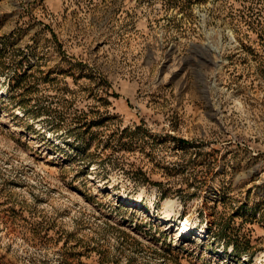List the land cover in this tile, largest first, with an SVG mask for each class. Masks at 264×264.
I'll use <instances>...</instances> for the list:
<instances>
[{
	"label": "rangeland",
	"instance_id": "rangeland-1",
	"mask_svg": "<svg viewBox=\"0 0 264 264\" xmlns=\"http://www.w3.org/2000/svg\"><path fill=\"white\" fill-rule=\"evenodd\" d=\"M0 67V264H264V0H0Z\"/></svg>",
	"mask_w": 264,
	"mask_h": 264
},
{
	"label": "bare ground",
	"instance_id": "bare-ground-1",
	"mask_svg": "<svg viewBox=\"0 0 264 264\" xmlns=\"http://www.w3.org/2000/svg\"><path fill=\"white\" fill-rule=\"evenodd\" d=\"M183 225H184L183 230H187V229L190 230V226L188 225V220H187V219H185V220L183 221ZM202 231H204V229H201V230H200V232H202Z\"/></svg>",
	"mask_w": 264,
	"mask_h": 264
},
{
	"label": "trees",
	"instance_id": "trees-1",
	"mask_svg": "<svg viewBox=\"0 0 264 264\" xmlns=\"http://www.w3.org/2000/svg\"><path fill=\"white\" fill-rule=\"evenodd\" d=\"M0 68H1V67H0ZM29 69H34V68L29 67ZM2 73H3L4 75H6V74L8 75V73H4V71L0 70V74H2ZM83 126H86V125H83ZM79 128H80V127H79ZM79 128H77V129H79ZM77 129H76V130H77ZM53 131H55V129H53ZM73 132H74V130H72V131L69 130V131L67 132V134H74Z\"/></svg>",
	"mask_w": 264,
	"mask_h": 264
}]
</instances>
